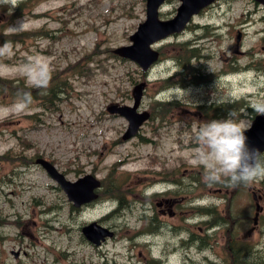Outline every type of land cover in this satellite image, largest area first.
Instances as JSON below:
<instances>
[{"label":"rangeland","instance_id":"1","mask_svg":"<svg viewBox=\"0 0 264 264\" xmlns=\"http://www.w3.org/2000/svg\"><path fill=\"white\" fill-rule=\"evenodd\" d=\"M18 1L0 0L11 5ZM179 5V0H167L161 15H174ZM35 12L45 16L22 17L28 24L21 31L26 40L0 50V58L8 59L0 64V76L23 78L27 85H36L46 76L65 70L63 76L69 77L72 91L65 94L57 111H45L38 102L22 107H17L21 102L0 105V154L9 150H24L27 156L42 154L70 180L91 171L105 179L116 166V171L131 173L144 193L171 187L149 174L160 159L167 172L179 168L178 177L182 176L187 185L181 191L186 190L188 198L195 197L194 204H219L213 188L199 194L188 184L191 175L205 180L203 171L194 173L205 167L197 134L200 123L207 122L195 101L209 94L214 102L244 99L260 110L264 90V71L258 63L261 60L263 65L264 60L263 7L254 0L216 2L194 19L193 27L158 45L162 59L146 77L135 63L112 56V50L128 44L130 35L144 21L146 0H42ZM205 25L212 28H203ZM42 27L51 29L54 38H29L31 30ZM201 35L205 38L198 46L203 56L196 64L213 75L200 85L172 86L175 80L171 77L179 70L173 59V44ZM96 45L97 53L86 65L83 57ZM230 63L237 72L231 73ZM166 78H170L167 83L162 81ZM131 79L149 81L141 111L154 115V101H175L177 107L168 116L171 125L156 128V135L150 125L158 122L144 125L142 136L146 140L122 141L127 120L107 111L112 104H133ZM241 113L235 120L242 129L248 128L251 112L243 108ZM34 114L37 116L31 117ZM15 166L0 163V264H147L149 258L164 259L166 264H187L190 259L196 264L220 263L219 246L207 250L184 248L173 232L165 230L152 237L137 234L143 229L140 217L145 205L134 201L127 210L120 209L118 217L107 219L105 224L116 229V238L98 249L83 238L81 227L107 215L116 203L101 199L73 212L65 194L45 171L34 165ZM145 182L149 187L142 185ZM187 201L190 205V199ZM259 203L264 205L261 199ZM247 205L244 194L239 206ZM18 219L24 220L20 226L13 222ZM200 220L196 215L183 222L180 238H186L191 230L199 232L196 228ZM263 232L264 226L258 225L250 234L253 240L263 242Z\"/></svg>","mask_w":264,"mask_h":264},{"label":"trees","instance_id":"2","mask_svg":"<svg viewBox=\"0 0 264 264\" xmlns=\"http://www.w3.org/2000/svg\"><path fill=\"white\" fill-rule=\"evenodd\" d=\"M38 0H23L18 2L15 7L9 4H1V17H0V48L4 44H19L23 43L26 38L22 33L7 32V27L12 24L17 18L22 17L26 12H31L34 9ZM6 29V30H4ZM41 34V35H39ZM35 36L49 37L48 29H41L32 33ZM32 35L29 37L32 39ZM4 59L0 58V64ZM65 70L57 71L47 79L48 76L40 82L41 86L27 85L23 79L20 78H5L0 76V104H10L15 102H22V93H31L32 102H41L48 108H56L59 105L62 94L68 88L69 78L64 77ZM47 79V86L44 87L45 80ZM260 190L264 193V179L260 181ZM252 186L250 183L246 187ZM227 189L230 188L232 199L230 200L229 212L220 213L215 208H209V215L211 219L204 222L206 226L213 224H221L225 229L227 241L223 247V256L221 257V264H264V244L255 242L250 238L243 239L242 231L244 226L250 228L254 222V215L251 213V208H255L253 200L249 204L248 213L235 204L236 197L241 193L245 185L230 186L229 183L224 185ZM109 194L118 198L120 202H126L127 189L124 184L117 183ZM238 201V200H237ZM208 213V211L206 212ZM260 223L264 225V215L260 217ZM191 264H196L195 262ZM212 264V263H211Z\"/></svg>","mask_w":264,"mask_h":264},{"label":"water","instance_id":"3","mask_svg":"<svg viewBox=\"0 0 264 264\" xmlns=\"http://www.w3.org/2000/svg\"><path fill=\"white\" fill-rule=\"evenodd\" d=\"M163 1L164 0H147V20L140 24L138 31L131 36L134 42L133 45L122 47L115 51L124 57H129L137 61L144 69H147L158 58V53L150 47L153 42L170 33L181 31L193 14L197 13L201 8L214 0H182L183 4L178 9V14L175 18L168 21H160L158 18V8ZM259 1L264 2V0ZM143 89L144 84H140L135 88L134 94L136 102L133 108L121 109V112L125 114L131 122L130 129L127 133L128 136L133 135L147 118L146 114H135ZM245 134L248 137L249 146L263 152L264 116H257L253 122L252 128L245 131ZM37 162L41 163L50 175L61 184L69 195V198L75 202L76 206L96 197L93 193V189L99 186V182L91 175L81 178L75 183H71L66 181L64 176L58 173L50 163L42 159H39ZM83 232L90 241L96 244H99L100 240L105 239L106 236H112L111 232L99 226L97 223L86 226L83 228Z\"/></svg>","mask_w":264,"mask_h":264},{"label":"clouds","instance_id":"4","mask_svg":"<svg viewBox=\"0 0 264 264\" xmlns=\"http://www.w3.org/2000/svg\"><path fill=\"white\" fill-rule=\"evenodd\" d=\"M27 27V21L21 18L10 25L7 31L18 33ZM28 75L31 79V73ZM47 79L44 87L47 86ZM21 95L22 102L17 107L31 103V93ZM197 141L202 153L200 159L210 169L204 177L207 182L215 183L223 177L230 186H240L264 179V153L249 146L248 137L232 118V113L225 119L200 123Z\"/></svg>","mask_w":264,"mask_h":264},{"label":"flooded vegetation","instance_id":"5","mask_svg":"<svg viewBox=\"0 0 264 264\" xmlns=\"http://www.w3.org/2000/svg\"><path fill=\"white\" fill-rule=\"evenodd\" d=\"M164 204L167 206V209L164 208L161 209V213L164 214L165 216L176 217L177 211H175V201L170 199H165Z\"/></svg>","mask_w":264,"mask_h":264},{"label":"bare ground","instance_id":"6","mask_svg":"<svg viewBox=\"0 0 264 264\" xmlns=\"http://www.w3.org/2000/svg\"><path fill=\"white\" fill-rule=\"evenodd\" d=\"M50 208H51V207H48V210H49ZM84 225H85V224H84ZM84 225H83V226H84ZM109 225H111V224H109Z\"/></svg>","mask_w":264,"mask_h":264}]
</instances>
